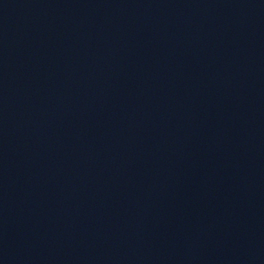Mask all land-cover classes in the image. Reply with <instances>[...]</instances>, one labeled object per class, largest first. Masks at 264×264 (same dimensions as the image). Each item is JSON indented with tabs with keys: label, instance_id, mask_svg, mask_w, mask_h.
Returning a JSON list of instances; mask_svg holds the SVG:
<instances>
[{
	"label": "water",
	"instance_id": "obj_1",
	"mask_svg": "<svg viewBox=\"0 0 264 264\" xmlns=\"http://www.w3.org/2000/svg\"><path fill=\"white\" fill-rule=\"evenodd\" d=\"M0 264H264V0H0Z\"/></svg>",
	"mask_w": 264,
	"mask_h": 264
}]
</instances>
